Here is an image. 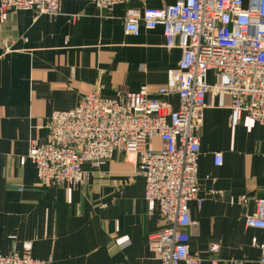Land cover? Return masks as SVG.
<instances>
[{"label":"crops","instance_id":"1","mask_svg":"<svg viewBox=\"0 0 264 264\" xmlns=\"http://www.w3.org/2000/svg\"><path fill=\"white\" fill-rule=\"evenodd\" d=\"M175 2V1H174ZM173 0H146L99 10L85 0H61L62 15L32 11L0 18V250L22 252L32 244L36 259L51 264H160L149 247L151 235L165 227L157 207L145 200L140 168L122 152L100 168L84 166L76 188H46L36 167L20 159L31 143L46 141V125L56 111L74 109L84 96L100 92L114 98L147 87L152 96L169 85L182 58L169 49L163 27L126 35L124 18L144 4L163 8ZM26 38L27 40H24ZM13 45L5 53L2 41ZM216 80L214 71L208 83ZM199 132L198 199L189 204L195 226L191 253L209 264L230 260L261 264L264 230L247 228L245 219L264 198V129L244 121L232 126L231 98L207 96ZM179 108L175 94L167 99ZM223 164L215 165V154ZM21 189V191L19 190ZM213 192H218L214 195ZM247 197L248 205L231 204ZM218 245L219 251H210Z\"/></svg>","mask_w":264,"mask_h":264},{"label":"built area","instance_id":"2","mask_svg":"<svg viewBox=\"0 0 264 264\" xmlns=\"http://www.w3.org/2000/svg\"><path fill=\"white\" fill-rule=\"evenodd\" d=\"M99 10L146 0H85ZM32 11L38 15H62L61 0H0L4 23L11 13ZM163 27L166 46L179 48L182 58L170 72L169 85L152 96L147 87L114 98L93 92L69 111L54 112L43 144L31 143L28 160L36 167L39 183L46 187L76 188L83 184L84 166L97 169L122 152L132 158L145 179V200L157 207L165 227L149 238V247L160 264H203L191 253L195 226L189 204L198 199V166L201 156L199 132L207 109V96L231 98L230 122L244 121L264 129V0H175L163 8L144 4L130 8L124 18L126 35L138 36L141 28ZM24 40H27L24 38ZM5 53L13 45L2 41ZM216 80L208 83L209 72ZM179 97V108L167 99ZM215 165L223 155L215 154ZM21 191V189H19ZM214 195L218 192H213ZM231 204H249V198L231 197ZM247 228L264 230V198L255 200V210L245 219ZM262 252L264 244L253 239ZM210 251L218 253L219 246ZM32 255V244L22 252L4 254L0 264H51ZM229 264H243L230 260ZM209 264H219L212 258Z\"/></svg>","mask_w":264,"mask_h":264},{"label":"rangeland","instance_id":"3","mask_svg":"<svg viewBox=\"0 0 264 264\" xmlns=\"http://www.w3.org/2000/svg\"><path fill=\"white\" fill-rule=\"evenodd\" d=\"M175 0H173V2H174Z\"/></svg>","mask_w":264,"mask_h":264}]
</instances>
